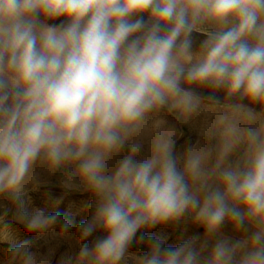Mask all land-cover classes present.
I'll return each mask as SVG.
<instances>
[{
    "label": "clouds",
    "instance_id": "obj_1",
    "mask_svg": "<svg viewBox=\"0 0 264 264\" xmlns=\"http://www.w3.org/2000/svg\"><path fill=\"white\" fill-rule=\"evenodd\" d=\"M57 172L92 209L61 264H264V0H0V239L10 213L73 228L27 206ZM188 221L177 246L145 235ZM54 253L13 242L5 264Z\"/></svg>",
    "mask_w": 264,
    "mask_h": 264
},
{
    "label": "rangeland",
    "instance_id": "obj_2",
    "mask_svg": "<svg viewBox=\"0 0 264 264\" xmlns=\"http://www.w3.org/2000/svg\"><path fill=\"white\" fill-rule=\"evenodd\" d=\"M60 21H55L59 23ZM203 39L202 36L196 34V43ZM182 135L177 140V151H183L188 145L195 143L197 139L196 129L192 125H185L181 129ZM60 173L57 172L51 176H46L48 183L40 186L37 190L29 193L27 206L29 210L33 208H42L46 212H59L62 217L70 219L74 222L73 228L63 237H59V227L54 231L44 235H26L23 226L12 221L11 213L6 218L9 225L8 239H0V264H5L9 254V248L13 242H21L24 240L30 241V250L32 251H47L49 246L55 249L51 264H61L68 258L74 257L79 251L80 243L76 235V226L90 217L92 209L91 197L86 192L70 191L64 189L60 184ZM144 231V230H142ZM223 231L225 234H231L230 226H226ZM202 230L194 226L191 221L182 222L178 225L158 226L150 231H146L145 235H153L166 238V246H177L193 235H201ZM103 234L99 231L89 237L84 243L91 245L92 241ZM139 236V233L137 234ZM130 252L142 255L147 249L143 246H137L135 242L130 246Z\"/></svg>",
    "mask_w": 264,
    "mask_h": 264
}]
</instances>
